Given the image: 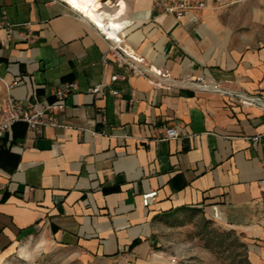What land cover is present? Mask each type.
<instances>
[{"label":"crops","instance_id":"obj_1","mask_svg":"<svg viewBox=\"0 0 264 264\" xmlns=\"http://www.w3.org/2000/svg\"><path fill=\"white\" fill-rule=\"evenodd\" d=\"M240 2L177 18L153 0H104L107 18L125 5L115 19L128 22L119 35L144 58L140 75L65 2L0 0V22L39 35L8 42L0 29V103L9 90L52 102V89L77 83L57 126L18 122L2 139L0 264L36 236L77 254L141 259L157 225L183 208L240 232L251 264H264V11L254 12L258 33L246 30ZM169 128L179 137L163 139Z\"/></svg>","mask_w":264,"mask_h":264},{"label":"rangeland","instance_id":"obj_2","mask_svg":"<svg viewBox=\"0 0 264 264\" xmlns=\"http://www.w3.org/2000/svg\"><path fill=\"white\" fill-rule=\"evenodd\" d=\"M240 1L244 2L247 13L240 16L239 22L249 26L246 30L258 33V19L262 17L254 12L256 9L264 11V0ZM236 2L238 0H210L209 3L230 8L237 7ZM248 256V244L240 232L211 218L201 208H183L157 225L155 245L141 259L77 254L36 236L20 244L14 264H251Z\"/></svg>","mask_w":264,"mask_h":264},{"label":"built area","instance_id":"obj_3","mask_svg":"<svg viewBox=\"0 0 264 264\" xmlns=\"http://www.w3.org/2000/svg\"><path fill=\"white\" fill-rule=\"evenodd\" d=\"M63 1L68 4L73 10L84 15L83 12L73 8L67 1ZM155 5L166 13L174 14L177 18H182L189 11H199L207 8L210 5V0H153ZM93 22V21H92ZM100 32L110 40V55L114 58L116 63L121 67H126L129 71L144 75L146 69L141 66L144 58L139 57L128 47L124 45V40L120 37V28H114V35H110L102 27L93 23ZM0 29L5 32V36L8 42L14 41L16 37L26 42H36L39 35L35 33L29 23H22L21 29L16 32L13 24L7 21L0 22ZM125 75L115 73L112 75L111 80L116 81L118 79H125ZM217 87V86H216ZM77 88L76 82H69L57 86L52 89L51 94L54 97L52 102L47 99L28 98L22 99L16 97L10 90L7 91L0 103V146L2 139L11 130V127L18 122H23L30 130H37L46 126H57L59 124L58 114L64 109V100L74 89ZM90 93H98L100 86L96 85L89 89ZM114 95L118 94L117 90H113ZM255 102H262L258 97L246 96ZM179 133L176 128L167 129L163 139L178 138ZM255 139H258L256 137ZM157 190H152L143 195V205L149 206L153 204L157 199Z\"/></svg>","mask_w":264,"mask_h":264},{"label":"bare ground","instance_id":"obj_4","mask_svg":"<svg viewBox=\"0 0 264 264\" xmlns=\"http://www.w3.org/2000/svg\"><path fill=\"white\" fill-rule=\"evenodd\" d=\"M67 1L73 8L83 12L86 16H88L94 23L102 27L106 30L110 35H114V28L124 27L128 22L121 21L115 19L119 17L121 13H123L125 5L122 4L121 9L116 14L117 16L107 15L102 12L104 7V0H65ZM107 15V16H106Z\"/></svg>","mask_w":264,"mask_h":264}]
</instances>
